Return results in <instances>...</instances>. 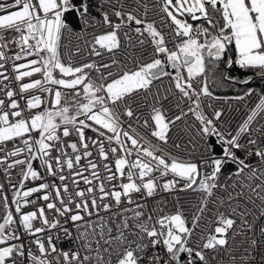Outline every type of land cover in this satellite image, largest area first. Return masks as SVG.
Listing matches in <instances>:
<instances>
[{"label": "snow or ice", "instance_id": "obj_1", "mask_svg": "<svg viewBox=\"0 0 264 264\" xmlns=\"http://www.w3.org/2000/svg\"><path fill=\"white\" fill-rule=\"evenodd\" d=\"M81 43L99 62L73 59ZM163 77L175 115L157 106ZM253 83H264V0H0V264H264L252 219H264V88ZM141 95L153 97L143 120ZM231 102L245 109L235 125ZM186 119L200 154L180 159L164 146ZM161 191L198 198L174 212L140 202ZM60 232L76 247L60 248Z\"/></svg>", "mask_w": 264, "mask_h": 264}, {"label": "built area", "instance_id": "obj_2", "mask_svg": "<svg viewBox=\"0 0 264 264\" xmlns=\"http://www.w3.org/2000/svg\"><path fill=\"white\" fill-rule=\"evenodd\" d=\"M4 3H11L12 0H3ZM74 28L79 31L80 30V26L77 23V26H74ZM84 39L90 40L91 37L88 36L87 34H85ZM65 43L67 44V38L65 39ZM78 43V41L73 40L72 44L68 45L67 50H72L74 51V47L75 45ZM81 47V52L79 54V56H74L73 59L77 60L80 63H83L85 61H90V60H97V62H99V58L97 57H90L88 56V49L84 44H80ZM131 53L133 55L136 54V49H132ZM118 59H123V56H118ZM24 61H20L17 63H22ZM105 62H109L107 56H105ZM128 67H133V65L131 63H128ZM172 71V69H171ZM10 76L14 75V73L11 71V65L9 64V73ZM93 75H95V73H93ZM40 78L39 74L31 77V79H37ZM29 78H25V81L23 82H28ZM169 85H170V81L168 77H163L162 80L160 81H156L154 88H153V93H155L157 90L160 92V104L157 106H163L164 110L168 112V115H175V113L177 112V109L175 108V104H176V95L175 94V90L173 89V94H168L167 95V99H164L163 97L165 96L166 93H168L169 91ZM11 87H16V84L13 82L11 84ZM2 95V94H0ZM255 100H252L251 103H254ZM205 103H207V101H205ZM213 103H223L221 102H213ZM251 103L249 106H251ZM153 104V97L152 96H148V97H144L143 95L136 97L135 98V102L132 103V107L134 109H136L137 114L141 115V120L143 119H147L149 117V114L151 112V105ZM232 104V108L231 111L229 112L228 115V119L231 120V123L233 125L237 124L238 121L241 119V116L243 114V112L245 111L244 107H242L241 105H238L236 102H231ZM21 106L23 107V101H21ZM226 108L228 107L227 104L224 105ZM183 107V105H182ZM239 107L240 108V113L236 112V108ZM170 110V111H169ZM27 115V113H26ZM193 124V120H188L186 119V123L184 124H180L178 122L177 126H173L172 131L169 133L171 139L169 140V143L167 145H165V150L169 151L173 154V156H176L177 158L180 159H190L191 156H199V150L198 148L194 150V144L196 143L195 140L193 139V137L195 136V130L193 129L192 132L188 131V127L190 125ZM138 131H140V129H137ZM86 135L89 136H94L95 134L92 132H87ZM150 136V134H148ZM69 140L74 139V137H69ZM154 140V138H152ZM192 140V143H189V141ZM176 145H179V147H177ZM7 147L10 149L12 148V144L9 143L7 145ZM0 155H3V153H0ZM56 153L53 152V156H55ZM94 157H95V153H94ZM82 163H84L82 161ZM35 167H39L38 162L34 165ZM18 171V169H17ZM158 175V174H157ZM170 178V177H168ZM52 178L51 177H46V181H50ZM167 179V178H165ZM19 180V177L17 176V172L14 171L12 173V182L16 183ZM4 181V176L2 173H0V182ZM70 184V180L67 181ZM160 181H158L159 183ZM34 183H39V181L34 182ZM57 183H59V181L57 180ZM27 186H32V184H28ZM71 187V184H70ZM81 187H84L83 184H81ZM223 195V193H221ZM135 198V197H134ZM198 195L192 192H172V193H168V192H158L157 196L152 197V198H145L140 200L141 203H146L147 204V208L149 211H151L152 209L157 207V202L160 201V208L163 212H169L172 211L174 212L177 208V206L179 205L180 207H182L183 209L187 210L190 209L192 207V204L197 200ZM123 206V205H122ZM35 206H30L28 209H25V211H29L32 210V208ZM73 207H75V205H73ZM209 207H212L211 205ZM113 211H116V209H113ZM49 215V219H52L53 216L55 215L54 212L52 213H48ZM101 215L107 216L108 213H101ZM186 215H191L190 212H186ZM209 216H211V213L208 214ZM3 216V211L2 209H0V217ZM253 222L257 225V229L259 228L260 224L264 223V219L261 220H256L255 218H252ZM61 223L64 224L65 227L69 228L72 231L73 234V238L77 235L76 233V229L74 228L73 224L69 221L67 223H65V218L61 217L60 218ZM37 227L40 226L39 223L36 224ZM211 227V226H210ZM56 230H53V233H55ZM257 238H259V232L257 231ZM60 237L61 239L56 241V243L58 244V246L64 250H68L69 248H75L76 245L73 243L72 239H68L67 234H65L64 232H60ZM239 239V238H238ZM161 254H162V250H161ZM25 264H27V262H25ZM257 264H259V256L257 258Z\"/></svg>", "mask_w": 264, "mask_h": 264}, {"label": "trees", "instance_id": "obj_3", "mask_svg": "<svg viewBox=\"0 0 264 264\" xmlns=\"http://www.w3.org/2000/svg\"><path fill=\"white\" fill-rule=\"evenodd\" d=\"M72 23H73V26H77L78 22L75 20L74 16L72 17ZM233 74L239 75L241 78H243V76L245 75V73L241 72L238 69L234 70ZM250 87H255L259 91L262 88H264V83H253L250 85ZM238 92L242 94L243 86L237 85L235 90H233L232 88L221 89L217 92V94L222 95V96H231V95H236Z\"/></svg>", "mask_w": 264, "mask_h": 264}, {"label": "water", "instance_id": "obj_4", "mask_svg": "<svg viewBox=\"0 0 264 264\" xmlns=\"http://www.w3.org/2000/svg\"><path fill=\"white\" fill-rule=\"evenodd\" d=\"M169 71H171V68L169 67V69H168ZM213 139H215V138H213ZM218 146V145H217Z\"/></svg>", "mask_w": 264, "mask_h": 264}, {"label": "rangeland", "instance_id": "obj_5", "mask_svg": "<svg viewBox=\"0 0 264 264\" xmlns=\"http://www.w3.org/2000/svg\"><path fill=\"white\" fill-rule=\"evenodd\" d=\"M172 71H174V70H172Z\"/></svg>", "mask_w": 264, "mask_h": 264}]
</instances>
